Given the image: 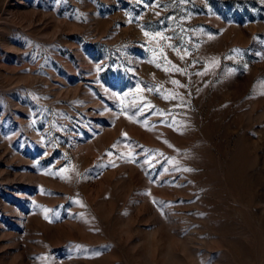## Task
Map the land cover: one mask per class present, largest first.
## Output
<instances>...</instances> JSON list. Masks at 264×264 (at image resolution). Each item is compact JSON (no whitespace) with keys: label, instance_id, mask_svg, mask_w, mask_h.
I'll return each instance as SVG.
<instances>
[{"label":"rangeland","instance_id":"374dc122","mask_svg":"<svg viewBox=\"0 0 264 264\" xmlns=\"http://www.w3.org/2000/svg\"><path fill=\"white\" fill-rule=\"evenodd\" d=\"M0 264H264V0H0Z\"/></svg>","mask_w":264,"mask_h":264}]
</instances>
